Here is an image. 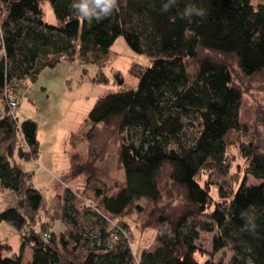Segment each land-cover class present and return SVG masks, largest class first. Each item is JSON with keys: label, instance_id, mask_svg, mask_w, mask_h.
<instances>
[{"label": "trees", "instance_id": "obj_1", "mask_svg": "<svg viewBox=\"0 0 264 264\" xmlns=\"http://www.w3.org/2000/svg\"><path fill=\"white\" fill-rule=\"evenodd\" d=\"M45 1L56 24L43 19ZM72 2L0 0V186L20 198L17 207L0 212V222L21 239L12 256L0 242V264H264V148L243 141V92L231 71L234 64L246 77L264 72V0H175L167 10L168 0H118L110 16L91 22L76 15ZM186 7L205 14L186 18ZM118 37L150 64L134 62L132 83L116 71L79 139L91 143L100 126L116 132L124 182L111 194L97 187L91 203L66 189L58 234L51 219L34 218L30 225L42 195L11 158L15 148L22 158L37 157L38 127L9 113L5 86L34 82L43 69L76 59L97 66L94 82H108L102 69ZM233 145L247 162L246 174L226 187L212 176L227 175ZM88 167L72 157L69 174L83 175ZM139 200L152 205L145 226L155 236L137 257L126 234L117 232L115 242L110 237L130 208L142 210ZM202 233L211 235L210 252L199 242ZM26 245L32 255L23 263ZM220 251L230 253L226 262L213 259Z\"/></svg>", "mask_w": 264, "mask_h": 264}, {"label": "rangeland", "instance_id": "obj_2", "mask_svg": "<svg viewBox=\"0 0 264 264\" xmlns=\"http://www.w3.org/2000/svg\"><path fill=\"white\" fill-rule=\"evenodd\" d=\"M42 11L46 22L57 23L48 1L43 2ZM112 50L102 69L108 82H94L97 66L82 65L76 59L61 61L53 68H45L34 82L27 83L15 110V117L18 123L30 119L37 124L38 154L36 158L25 159L20 157L15 148L11 161L22 166L23 171L29 174L33 187L42 195L41 207L37 214L33 215L30 225H35L34 218H41L42 222L51 219L52 231L58 234L64 229L60 216L66 189L81 193L82 199L87 202L90 200L96 202L93 196L94 189L101 187L111 194L124 182V172L118 161L116 132L100 126L98 129L95 128L91 143L79 139L83 131L89 130V125H84V120L98 96L112 90L111 82L116 71H119L128 83H132L134 78L129 71L134 66V62L150 64V60L145 55L130 49L122 37L115 40ZM231 71L235 84L239 85L243 92L239 112L242 130L245 132L242 136L243 141L264 148V72L246 77L234 64L231 65ZM228 155L231 165L227 175L212 176V182L215 179L216 182L224 183L226 187L236 185L246 174L247 167L239 147L231 146ZM72 157L77 163L89 166L85 174L70 176ZM165 178L166 176L163 175L161 183L165 182ZM206 178L207 175L204 174L200 183L205 184ZM252 180L248 177V182ZM215 185H212L211 195L217 200ZM18 200L20 198L13 191L0 186V212L17 207ZM137 203L142 210L130 208L123 217L126 223L119 225L128 237V245L138 257V254L152 243L155 231L145 226L152 205L144 200H139ZM47 212L49 215L46 214ZM35 227L38 229V226ZM210 236L202 233L199 241L207 252L211 249ZM0 242L10 246L8 256L19 253L21 246L19 232L4 221L0 222ZM31 255V247L26 245L22 252L23 263H28ZM229 256V252L220 251L213 255V259L223 257L226 262Z\"/></svg>", "mask_w": 264, "mask_h": 264}, {"label": "clouds", "instance_id": "obj_3", "mask_svg": "<svg viewBox=\"0 0 264 264\" xmlns=\"http://www.w3.org/2000/svg\"><path fill=\"white\" fill-rule=\"evenodd\" d=\"M175 0H168V3L163 5V9L167 10ZM118 0H73L71 7L75 10L77 16L82 17L89 22L92 20H101L110 16L114 10H116ZM204 10L193 7H186L183 11V15L186 18L192 16H203ZM248 224L254 229V217L252 215L247 216Z\"/></svg>", "mask_w": 264, "mask_h": 264}, {"label": "built area", "instance_id": "obj_4", "mask_svg": "<svg viewBox=\"0 0 264 264\" xmlns=\"http://www.w3.org/2000/svg\"><path fill=\"white\" fill-rule=\"evenodd\" d=\"M26 87V80L13 81L12 83H9L5 86L4 100L6 102L7 107L9 108V113L12 116L15 115V110L19 105V100L21 99V95L23 94ZM116 227L117 231L113 232L110 237L112 242H115L118 239L119 233L117 232H122V234L125 235L124 231L120 227ZM44 237L48 238L46 234H44Z\"/></svg>", "mask_w": 264, "mask_h": 264}]
</instances>
